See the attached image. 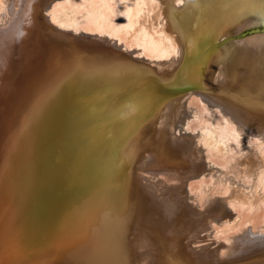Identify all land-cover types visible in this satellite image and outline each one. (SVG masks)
<instances>
[{"label": "bare ground", "instance_id": "bare-ground-1", "mask_svg": "<svg viewBox=\"0 0 264 264\" xmlns=\"http://www.w3.org/2000/svg\"><path fill=\"white\" fill-rule=\"evenodd\" d=\"M24 2L25 0H0V24L14 18L17 11L21 12ZM32 2L31 7L34 9L39 2L45 7L52 5L51 10L39 18V22L55 33V36L48 35L47 38L60 42L63 48L53 64L50 60L44 70H37L45 73L43 71L54 65L53 73L47 78L53 80L55 96L48 100L52 101L50 109L54 112L49 113L46 121L65 111L66 123L58 130H48L49 126L42 128L44 122L38 129L32 153H39L40 156L35 164L36 169L30 173L31 176L35 173V179L28 192L40 203V207H35L36 217L32 218V211L29 220L23 221L21 230L28 231L35 240L45 239L49 246L56 247L61 240V252L55 255L66 254L74 249L70 253L71 259L67 260L71 264H193L190 261L182 262L181 257L176 258L186 255L185 243L193 244L194 251L191 254L198 253L200 260H207L209 264H264V232L253 230L250 226L253 222L244 226L250 229L249 232L245 229L242 243L234 246V241L226 240L227 245L215 247L217 253L220 252L216 256L211 248L214 242L210 236L213 224L233 227L237 223L239 216L234 214L235 207L251 210L259 203L264 204V36L243 41L226 39L243 26L258 24L264 27V0ZM161 3L165 4L169 12L166 13V20L157 17V8ZM173 19L178 22H173ZM220 38L224 41L223 47L214 57V62L206 70L200 84L190 88L186 82L189 79L192 81V77L177 78V82L181 84L179 86L184 89L183 93H186L171 94L172 96L167 94L169 97L167 101H163L160 115L151 124L145 139L138 142L136 154H132L135 157L131 164L134 168L133 180L128 172H123L122 176L124 184L131 185L125 196L124 191L121 190L123 193H120L113 184L107 189L102 186L97 189L90 187L88 194L85 197L82 195L83 198L78 195L77 200L81 197L80 200H76L69 209L65 204L66 200L76 199L72 192L74 186L70 188L69 185L72 186L76 180V171L82 175V182L87 180L85 173L91 175L94 164L87 159V152L105 140L107 132L103 130L114 126V130L107 135L108 140H113L115 133L125 123V115L121 113L138 105L140 119L144 120L151 115L154 107L153 99L146 95V90L141 91L145 96L132 95L133 98L129 100L124 92L123 101L110 104V108L116 109L114 115L107 114L103 120L96 121L101 108L108 103L105 88L112 94L116 93L113 91H122V88L129 86L120 87L117 82L122 83L130 77L128 73L136 76L141 71L148 79L158 76L165 82L175 71V64L187 53L189 44L199 45L196 50L199 54L202 46ZM194 50L193 46L192 51ZM115 54L119 56L116 57ZM161 86H158L159 91L169 90L168 86ZM179 94L182 95L172 98ZM191 95L205 104L203 107L205 106L206 116L207 112L210 113L206 118H201L200 110L185 102V98ZM136 97L139 98L135 99ZM100 99L103 102L106 100L103 106L98 103ZM157 106L155 105L156 108ZM196 118L200 119L196 120L199 124L195 129L192 126V135L186 136L185 131L188 127L190 129L191 120ZM178 119L182 124L176 128ZM175 130L179 132L177 137L174 135ZM59 136H64L62 141L65 142V151L61 154L51 149L53 144L59 143ZM47 142V147H41ZM176 144L183 150L181 159L175 158ZM113 147L111 146L112 149ZM46 149H50L48 155H45ZM146 152L149 153L141 158ZM211 157L226 159V162L221 166L213 162ZM143 168L151 175L146 176L144 171L137 173ZM160 175L178 178V185H185L180 178H193L195 181L198 177H210L209 182L197 180V190L189 189L188 197H185L195 206V197L204 195V205L201 207L198 201L200 207H189L182 191L175 193L178 195L175 204L170 202V194L175 190L160 178L154 180ZM141 176L146 177L149 184L156 183L161 190L156 191L153 196L149 194L152 191L144 185L146 190H142L134 179L141 180ZM161 184L165 185L164 188ZM215 184L218 185L214 186ZM211 187L216 191L222 190V193L211 194ZM162 192L164 194L161 198L159 193ZM12 195V200L4 206L3 213L5 212L6 217L8 212H17L11 209L14 193L9 190L4 193V198ZM121 201L126 202L127 206H123ZM194 221L198 224L194 225ZM262 222L264 227V220ZM11 223L10 220L0 229L4 227L3 231L9 232L13 228H10ZM67 223L70 226L66 232ZM198 239L204 244L198 246ZM21 242L23 240L15 234L11 244L13 247L8 250L9 255L17 253L20 256L26 250L31 254L41 253L38 248H29L28 242L19 250ZM85 247L88 250L80 253V250H86ZM171 249H174L176 255L174 259H170ZM4 257L8 258L7 255ZM201 261L200 264H204Z\"/></svg>", "mask_w": 264, "mask_h": 264}, {"label": "rangeland", "instance_id": "rangeland-1", "mask_svg": "<svg viewBox=\"0 0 264 264\" xmlns=\"http://www.w3.org/2000/svg\"><path fill=\"white\" fill-rule=\"evenodd\" d=\"M32 4H33L32 0H25V2L22 4L23 10L21 12L17 11V14L14 18L9 19L8 22H2L0 24V228H2L1 226L6 225V223H8L10 220L12 221L10 228L13 227L7 233L3 231L5 226L3 227V229H0V233L3 231L0 234V264H71V261L69 262L67 260L71 259L70 253L74 249L67 251L66 254L60 253L58 255H55L57 252H61L60 247H62L63 245V242L61 240H59L56 247L52 246L51 244H50L51 246H49L45 239L35 240L31 237L28 231H23L20 228V225L23 226L24 220L25 221L29 220V214L32 211H33L32 218L37 216L35 207L37 208L40 207V203L34 199L32 194L28 192V190L32 187L35 179V173H33V176H31L30 173L34 172V170L36 169L35 164L38 157L40 156L39 153L35 155H33L32 153V151L35 149L36 146L38 129L42 126L44 122L45 124L43 125L42 128L46 129L49 126L48 130L49 129L58 130L66 123V113H64L65 111H62L59 116L50 118L48 121H46L49 113L54 112L52 109H50L52 105V101L48 100L49 98L52 99L55 96V91L53 90V80L52 81L48 80L49 79L48 76L51 75V73H53L52 67L54 65H52V67L49 70L43 71L45 73H41L37 71V70H44L45 66H47L46 64L50 60H52V64H53L56 61L57 54H61V52H63V48L60 42L47 38L48 35L55 36V33L52 32L51 30H48L42 22H39V18L42 17L43 15H46L51 10L52 5L49 4L48 7H45V6H41L39 2L36 3V8L34 9L31 7ZM167 11L168 10L165 4L161 3V5L157 8V14H159L157 16L158 19L166 20L167 19L166 13L167 14L169 13ZM159 16H161L162 18H160ZM172 21L178 22L177 19L175 20L173 19ZM176 26L178 27L176 28L180 30L179 25L176 24ZM258 36H264V27L262 25L254 24V25L241 27L237 33L235 34L232 33L230 36H227L226 39H228V41H234V40L243 41ZM125 44L128 45L127 42ZM223 44L224 41L221 38L213 40L208 45L202 46L203 49L199 54L196 51L198 50L199 45H197L196 43L195 44L193 43V45L189 44L187 48V53H185L184 57L182 58L183 60L181 59L179 62L175 64L174 66L175 71L173 72L171 77L166 79L165 82L161 81V79L158 76L155 78L151 77L150 79H148L141 71L137 73L136 76L134 73H130V74L128 73L127 75L130 77L124 79L122 83L117 82V85L120 87L124 85L129 86L128 88L127 87L122 88L123 89L122 91L121 90L113 91L116 93L112 94V92L108 91V88H105L106 91L108 92L106 93L105 91L106 93L105 97H107L108 103L105 106H103L106 100L104 102L103 99H100L98 101V103L100 104L102 103L103 107L101 106L102 111L98 113V118L96 121L103 120L107 114H111V116L114 115L116 109L114 107L110 108V104L115 105L119 101H123L124 100L123 98L125 97L124 92L127 95L126 99L129 100L133 98L132 95L145 96L141 94V91L146 90L147 91L146 95L150 96L153 99L154 107H152L153 110L151 115L145 117L144 120L140 119V110H139L140 108H138V105L135 108L129 109L128 111L121 113V115H125V120H124L125 123L124 126L120 127V131L115 133L116 140L115 139L108 140V136H107L109 134L108 133L109 131L114 130L115 128L114 126L110 128L107 127V130L106 129L103 130V132L105 131L107 132L105 140L97 144L95 147L94 146L91 147L89 149L90 151L87 152L88 155L87 159L89 160V162L94 164V170L92 171L91 175L88 176L85 173L87 180L82 182V180H80V177H82V175L78 174L79 171H76L74 175L75 177L74 179L76 180L73 181V183L71 184L72 186L69 185L70 188H73L74 186V191L72 192H74L73 194L75 195L73 196L76 197L75 200L74 199L66 200L65 204L69 206V209L72 208V205L76 203L78 195L81 197L83 195V197H85L86 194H88V190L90 187H94L97 189L98 187L102 186V188L107 189L109 185L113 184L117 186V189L120 190V193H123L122 191H124L123 195L125 196L126 190L130 189L131 185L129 186L128 183L124 184L125 182L122 181L123 180L122 176H123V172L126 173L128 172L131 175V179H132V173L134 171V168L131 167V164L132 162H134L133 158H135L132 154H136L137 151L136 147L138 146V142L141 139L142 141L145 139V136L146 134H148L151 124L155 123V120L160 115V110L163 107V103L168 100L167 97H169V95L167 94L169 93L170 96H172L173 94L184 92V89H182L181 86H179L181 84L177 82V78L179 79L181 77H185L186 79L192 77L193 80L190 81L189 79L186 82V84H189L190 88L194 86H198L200 84L201 79L206 74L207 72L206 70L214 62L213 61L214 57L216 56V54H219V52L221 51ZM193 46L195 47L194 51H192ZM117 56L119 55H116V57ZM133 56L136 59V56L135 55ZM33 72H37L35 73L37 77H35V74ZM175 75H177L176 79H174ZM36 79L37 80L39 79L38 82L40 83L38 85H37L38 82H35ZM138 82L140 84H138ZM35 85L37 87H34ZM161 85H164L163 87L168 86L169 90L165 89L166 92L163 91L164 93L159 91L158 88L162 87ZM95 90L96 89H94V91ZM180 95L182 94L174 95L172 98L178 97ZM191 96H187L185 98V102L199 109L201 113V118H206L210 113L207 112L208 115L206 116V109L204 108L205 106L203 107V105L205 104H203L200 101L198 102L197 101L198 99L195 96L192 97ZM138 98L139 97H136L135 99ZM155 105L156 106L159 105V106H157L156 108ZM58 110L61 109L58 108ZM196 120H200V119L196 118L191 120L190 129L188 127V129L185 131L186 136L193 134V130L196 128V125L199 124V121ZM195 121L196 123L193 124ZM181 124L182 121L178 119L176 121V128L179 127ZM138 126L139 128H137ZM192 126L194 127V129H192L193 128ZM189 131L190 134L188 133ZM181 133L183 134L184 131H181ZM174 135L176 137L179 136V132L175 130ZM120 136L122 137V139H120ZM169 136L171 137L172 135ZM63 137L64 136L57 137L59 143L57 145L53 144L51 147V149L54 150L55 152L59 151V154L65 151V142L62 141ZM117 138L120 140H118ZM114 141H116V143ZM118 141L119 142L122 141L121 142L122 144L119 143ZM106 142L109 145L108 144L106 145ZM176 145L177 147L175 148V150L177 149V151L175 152V158L181 159V153L183 150H181L182 148L180 145L178 144ZM43 146L47 147L48 142L43 144L41 147ZM105 146H106V150H104ZM111 146L112 147L117 146L119 148L113 147L112 149ZM109 149H111L112 152L109 151ZM49 152L50 149H46L45 155H48ZM105 153L109 155H106ZM120 153L123 156L119 155ZM147 153L149 152L143 153L140 157L141 158L144 157ZM115 154L117 155L115 156ZM118 156L120 157L118 158ZM110 158L113 159L110 160ZM211 160L218 165L219 164L223 165L226 162V159H219L216 157H214ZM98 162L102 164L99 165L97 164ZM122 166L125 168H123ZM142 171H144V168L138 170L137 173L139 174V172L141 173ZM144 172L146 173V176L151 175L147 173L148 170ZM24 174H26V176ZM164 176L165 175L162 176L160 175V177H156L154 180L157 181L160 178L161 180L167 182L171 186V188L175 190L174 193L170 194L171 196L169 195L171 197L170 202H172L173 204H175L177 201L176 196L178 195L175 194L177 191L178 192L182 191L183 192L182 196L185 198L188 197L189 189H192L191 191L195 189L197 190V186L199 187L198 181H202V180L204 182L210 181V177L207 178L204 177V179L206 178V180H204L203 178L200 179V177H198L197 179L194 178L195 181L193 180V178L191 179L180 178V180H182L185 185H178L177 184L179 182L178 178L164 177ZM142 177L143 176H141V180H137L136 178H134L137 181L135 184H138L142 190H146L143 187L144 185L145 187L148 188L149 191H152L151 193H149L152 196L156 195L157 193L156 191L161 190V187L157 186L156 183L149 184L150 181L147 180L146 177L143 178ZM187 180L191 182H188ZM217 185L218 184H215L214 186ZM161 186L164 188L165 185L161 184ZM9 190L12 191V193H14L15 195L11 209H15L17 210V212L16 213L8 212L6 217L5 212L3 213L5 208L4 206H7L8 202L13 198V195L12 197L4 198V193L5 192L7 193ZM209 191L211 194L214 195H218V194L220 195L222 193V190L216 191L214 187H211ZM163 192L159 193L160 197L163 196L162 195L164 194ZM81 197H79L77 202L80 200ZM123 199L125 200V197ZM185 199L187 200V201L185 200L186 205H188L189 207L194 206L192 204V201L190 200L188 201V198ZM195 200H196L194 201L195 209H197L200 206L202 207L204 205V201H205L204 195H200L199 197L197 195V197H195ZM123 201H121L122 205L127 206L126 202ZM198 201L200 202V206L197 203ZM128 208L129 210H131L130 206H128ZM252 209L248 210L245 207L243 208H240L238 206L235 207L236 212L234 214L235 215L237 214L240 220L237 218L238 221L233 227H225L224 225L222 226L221 223L217 225L213 224L212 227H210L212 230L210 235L212 238L211 240L214 242L212 243L211 248L213 249V253L215 256L219 255L220 253V252L217 253L215 249L227 245L226 240L230 239L232 242L234 241V246H236V244L238 243H242V241L244 240L243 236L246 234L245 229H247L248 232L250 229L249 227L246 228L244 226L248 224L250 225L252 222H253L252 223L253 226L252 224L250 226L253 230L255 231L262 230V232H264V227L263 225H261L263 223L262 221L264 220L263 218L264 204L259 203V205H257L256 208L254 207ZM1 216L5 218L2 219ZM8 218H10V220H8ZM249 219H251L252 221ZM244 222L246 224H244ZM197 224L198 223L194 221V225ZM259 224L261 226H259ZM69 226H70L69 223H67L65 229L66 232L68 231ZM19 231L21 233H19ZM15 234L16 236H19L21 240H23V242H21L20 244L19 250H22L26 242H28L29 248H38L39 250H41V253L31 254V252H27L26 250V251H22L24 253H21L20 256H17V253L13 254L12 256L9 255L8 250L9 248L13 247V245L11 244L13 242ZM202 234L204 233L202 232ZM236 238L239 239V241ZM202 244H204V242L199 241L198 246ZM185 245H186L184 249L185 251L184 254H186L185 256L176 257L174 253V249H171L170 259H174L175 257L178 259L179 257H181L182 262L190 261L193 264H200L201 260L199 254L196 252L195 254H191V252L194 251V245L186 244V243ZM83 250H80V253L85 252L88 249L84 251ZM4 255H7L8 258L5 259ZM130 259L132 258L130 257ZM201 262H204V264H209L207 260H202Z\"/></svg>", "mask_w": 264, "mask_h": 264}]
</instances>
